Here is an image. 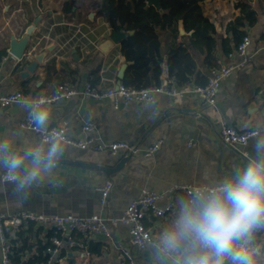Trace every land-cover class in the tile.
Returning <instances> with one entry per match:
<instances>
[{
    "label": "crops",
    "instance_id": "1",
    "mask_svg": "<svg viewBox=\"0 0 264 264\" xmlns=\"http://www.w3.org/2000/svg\"><path fill=\"white\" fill-rule=\"evenodd\" d=\"M240 1L199 2L203 17L215 27L213 59L216 65L219 61H226V48L231 52L236 46L233 34L228 31V24L241 15V9L237 6ZM65 2L0 0V94L22 92L33 99L53 94L63 82L83 88L95 78L98 81L94 87L98 89L116 86L122 65H130L123 56L122 42L118 45L109 42L108 35L113 29L105 18L97 16L96 10L85 0H77L72 14H65L62 10ZM247 3L256 14L255 24L246 22L244 28L252 40V52L258 42L264 39V0H247ZM35 20L39 21L35 33L38 42L32 52L36 48L37 52H41L43 47H54L56 51L50 58L53 60L47 61V64L53 61L52 72L44 67L22 79L25 69L14 70V64L8 62L6 50L11 36L22 38ZM101 27L106 28V33L101 31ZM182 27L185 29L184 35L180 33L179 22L172 28L159 31L161 66L167 64L168 50L175 43H183L189 47L199 74L206 76L210 69L205 54L198 51L191 41L195 31L188 32L184 21ZM125 33L127 37L128 32ZM94 72H97V77H93ZM221 84L216 110L191 95L184 96L180 101L161 95L153 103H130L119 109L109 102L98 103L86 98H74L50 106L48 128L71 119L72 136L75 138L80 137L81 126L90 122L96 126V136L103 143L125 141L143 151L153 143L163 141V147L147 158L141 152H124L112 156L106 151H83L65 143V151L54 173L44 178L28 195L17 192L10 182L0 179V213L13 215L34 212L44 216L72 215L85 218L97 215L120 218L130 200L144 189L163 193L174 185H197L232 174L250 156L255 155V140L264 136V53L252 57L246 68ZM28 116L26 107L0 109V137L11 140L21 151L42 142L40 133L20 127V123ZM223 124L233 126L238 131L258 129L260 135L250 139L246 145L227 146L220 139ZM190 142L194 145L190 146ZM124 159L127 161L122 169L104 171L105 168L115 169ZM105 180L113 184V190L107 204L102 206L96 187ZM181 196H174L175 209L164 219H146L147 225L153 228L156 242L161 231L173 220L176 201ZM168 200L165 198L161 201V206H166ZM129 229L128 225L112 226L111 241H90L84 250L67 248V255L72 252L77 264H128L122 255L127 250L132 254L135 264H156L153 247L140 249L131 245ZM47 230H40L34 225L23 229L30 233L33 244L39 240L46 243ZM10 234L14 235L12 232ZM75 238L84 242L82 235L77 234ZM257 242L264 243V231L257 233ZM87 252V259L81 260L80 255ZM31 255L25 253L24 261ZM1 257L0 235V261ZM60 264H66V260Z\"/></svg>",
    "mask_w": 264,
    "mask_h": 264
},
{
    "label": "built area",
    "instance_id": "2",
    "mask_svg": "<svg viewBox=\"0 0 264 264\" xmlns=\"http://www.w3.org/2000/svg\"><path fill=\"white\" fill-rule=\"evenodd\" d=\"M252 40L249 35H245L235 48L226 54V61H219L218 66L210 69L205 78V83L196 84L194 81L188 82L179 87L176 85L174 78L163 79L158 86L145 87L136 89L134 87L121 84L113 88L98 89L87 83L83 88H78L68 82H63L57 86L56 91L48 96V107L72 100L74 98L92 99L98 103L109 102L115 109H119L121 105L130 103L142 104L143 102L153 103L157 98L164 95L174 101H180L187 95L195 96L202 99L208 107L217 109V98L221 88V83L231 76L235 75L239 70H243L249 65L252 57L258 53H264V39L259 41L255 47V51L251 52ZM32 98L22 92H14L7 95L0 94V109H6L11 106L25 107L27 101ZM20 127L24 130H30L40 133L34 127L30 116L20 123ZM80 137L72 136L71 119L64 120L58 126L48 128L49 133L59 131L62 134L63 143L73 146L80 150H93L104 153L109 152L112 156L119 153L137 154L142 153L144 157H152L162 147L163 141H157L151 146L140 151L128 142L106 143L101 142L96 136L97 128L93 123L85 122L81 126ZM41 134V133H40ZM260 135V130L251 129L238 131L233 126L223 124L220 132L221 141L227 146H241L248 144L249 140ZM45 137L41 134V141ZM190 146L194 143L190 142ZM5 182H9L8 177H3ZM193 184L174 185L163 193L155 190L144 189L140 194L131 199L126 207L123 216L120 218H104L97 215L86 216L85 218L72 215L67 216H44L34 212H19L13 215L0 213V235L2 245V257L0 264H15L12 261V245L10 244L6 231L28 228L29 226H38L44 229L55 231V235L51 237L48 243L46 254H49L48 261L41 264H60L66 260L67 256L61 258L63 251L67 248L78 247L84 250L90 241H111L113 239L111 227L120 224L129 226V242L133 247L145 249V247H153L156 243L153 234V228L148 226L146 219L154 217L164 219L175 209L174 196L176 194L184 195L186 190ZM113 190V184L105 180L96 187L99 195V203L105 206L110 198ZM168 198V204L161 206V201ZM82 235L84 242L78 241L75 235ZM89 253H82L81 260H86ZM128 264H135L133 256L129 251L122 253ZM83 264H86L84 262Z\"/></svg>",
    "mask_w": 264,
    "mask_h": 264
},
{
    "label": "clouds",
    "instance_id": "3",
    "mask_svg": "<svg viewBox=\"0 0 264 264\" xmlns=\"http://www.w3.org/2000/svg\"><path fill=\"white\" fill-rule=\"evenodd\" d=\"M25 107L44 137L23 151L0 137V179L8 177L28 195L54 173L65 151L62 134L49 133L48 99L39 96ZM254 156L232 174L192 185L176 201L173 220L153 245L156 264H264V136L254 143Z\"/></svg>",
    "mask_w": 264,
    "mask_h": 264
},
{
    "label": "trees",
    "instance_id": "4",
    "mask_svg": "<svg viewBox=\"0 0 264 264\" xmlns=\"http://www.w3.org/2000/svg\"><path fill=\"white\" fill-rule=\"evenodd\" d=\"M147 1L93 0L89 4L96 10L98 17L106 19L113 31L128 32L127 37L122 40L121 48L123 56L130 62V65L122 84L136 89L161 84L162 47L159 31L176 26L181 19L188 32L195 31L191 36V41L198 51L205 54L209 69L217 66L213 59L215 27L203 17L199 6V2L203 0H160L162 11L148 6ZM76 4L77 0H66L62 10L65 14H72V9ZM237 6L241 9V15L228 24V31L233 34L236 45L246 35L245 23L249 22V25H253L256 20V14L251 10L247 0H241ZM226 52H229V49L226 48ZM167 58L170 77L175 79L179 87L191 81L197 84L205 83L206 76H201L197 71L198 65L187 45L175 43L168 50ZM52 62L44 66L51 72ZM93 77H97V72H94ZM97 81L98 79L95 78L91 81V85L94 86ZM42 229L44 228L40 227V230ZM54 235L55 231L48 229L46 237L48 241L43 243L39 240L33 244L30 241V233H26L23 229L6 231V236L12 245V261L15 264H41L48 261L49 254H46V250L49 240ZM25 253L32 254L27 261L23 259ZM66 256L67 251H63L61 258Z\"/></svg>",
    "mask_w": 264,
    "mask_h": 264
},
{
    "label": "water",
    "instance_id": "5",
    "mask_svg": "<svg viewBox=\"0 0 264 264\" xmlns=\"http://www.w3.org/2000/svg\"><path fill=\"white\" fill-rule=\"evenodd\" d=\"M147 5L156 8L158 11L159 10L162 11V9L160 8V0H148ZM38 22H39L38 20H35L27 28L22 38L17 39L14 35L11 36L6 50L8 54V62L14 64V70L18 71L22 68L25 69V71L22 73V79L30 75H34L41 68H44L48 60H53L50 58L56 51L54 47L50 46V47H43L41 52H37L36 50L32 52L33 51L32 49L36 45V42H38L36 41L37 38L35 36L36 26L38 25ZM179 24L181 26L180 33L184 35L185 29L184 27H182L183 21L180 20ZM125 38H126V33L124 31L121 32L112 31L109 34V42L114 45L120 44L122 40ZM75 51L73 52L74 54ZM162 66H163V76H162L163 79L170 78L169 67L165 63ZM127 68H128V63H124L117 76L118 81L116 83V86L122 84V80L124 78L125 71L127 70ZM121 108H123V105H121ZM126 161L127 159L120 161L115 169L105 168L104 171L105 170L108 172L113 170L118 171L124 167ZM76 261L77 260L74 258L73 253L69 252L66 258V264H77Z\"/></svg>",
    "mask_w": 264,
    "mask_h": 264
},
{
    "label": "rangeland",
    "instance_id": "6",
    "mask_svg": "<svg viewBox=\"0 0 264 264\" xmlns=\"http://www.w3.org/2000/svg\"><path fill=\"white\" fill-rule=\"evenodd\" d=\"M92 1H93V0H85V2H86L87 4H88V3L91 4ZM101 31H102V32H103V31L105 32V31H106V28H105V27H101ZM101 31H100V32H101ZM105 33H106V32H105ZM106 36H107V34L105 35V37H106ZM108 37H109V35H108Z\"/></svg>",
    "mask_w": 264,
    "mask_h": 264
},
{
    "label": "bare ground",
    "instance_id": "7",
    "mask_svg": "<svg viewBox=\"0 0 264 264\" xmlns=\"http://www.w3.org/2000/svg\"><path fill=\"white\" fill-rule=\"evenodd\" d=\"M36 49H38V48H36ZM36 49H35V50H36Z\"/></svg>",
    "mask_w": 264,
    "mask_h": 264
}]
</instances>
